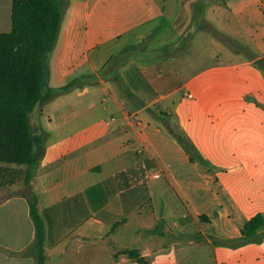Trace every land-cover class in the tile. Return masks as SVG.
<instances>
[{"label":"crops","instance_id":"1","mask_svg":"<svg viewBox=\"0 0 264 264\" xmlns=\"http://www.w3.org/2000/svg\"><path fill=\"white\" fill-rule=\"evenodd\" d=\"M56 2L30 184L16 176L27 167L0 164V264H39L34 197L44 264H142L123 253L134 249L143 264H264V228L240 244L244 225L264 217V0ZM202 12L233 42H214L211 62V34H189ZM11 14L0 0V34Z\"/></svg>","mask_w":264,"mask_h":264},{"label":"trees","instance_id":"2","mask_svg":"<svg viewBox=\"0 0 264 264\" xmlns=\"http://www.w3.org/2000/svg\"><path fill=\"white\" fill-rule=\"evenodd\" d=\"M202 3L195 4V14H200ZM62 19V8L56 0H12V29L0 34V164L27 167L25 185L30 184L29 169L38 159L32 114L47 98L49 60ZM258 63L264 70V59ZM74 86L75 82L52 91L64 94ZM181 143L186 151H194L190 144ZM37 203L36 197L30 201V216L36 228V254L39 264H44L45 225ZM263 228L264 217L259 214L244 225L240 244L256 241ZM123 253L145 263L138 250Z\"/></svg>","mask_w":264,"mask_h":264},{"label":"rangeland","instance_id":"3","mask_svg":"<svg viewBox=\"0 0 264 264\" xmlns=\"http://www.w3.org/2000/svg\"><path fill=\"white\" fill-rule=\"evenodd\" d=\"M210 1H212V0H210ZM204 13L205 12H202L201 13V19L199 20V22L197 21V24L199 25V26H197L196 27V29L194 30V32H191L190 31V33L189 34H191V33H194L193 35H195L196 33H198L199 31H201V30H205V31H207L208 33H210L211 34V36H212V39H211V45L209 46V48H207V49H209V58H207V60H209L210 62L211 61H215L216 60V57H215V55H217V56H220V54H219V50L216 48V44H214V42H219V43H221V41L222 42H224V43H228V44H232L233 45V42L232 41H230L229 39H227L226 37H223L222 35H220L212 26H210V25H208V23L206 22V20H205V17H204ZM209 22L210 23H213V20H209ZM192 37V36H191ZM216 40H214V39ZM159 39H160V37H156V36H153V43H152V45H151V47H153V46H155L156 44H157V42L159 41ZM131 48V47H130ZM125 49L126 48H123L118 54H117V56L118 55H120V58L117 60V64H120V63H122V61H124V59L125 60H128V59H130V58H132V57H136L137 55H138V52L137 51H140V52H144V51H146L147 49H148V47L143 43V44H141L140 46H138V47H134V49H131V50H129V51H125ZM129 49V48H128ZM115 58V57H114ZM113 59V58H112ZM117 64H115V65H117ZM47 88H46V94H48V88H49V84L47 83ZM80 90H83V87L80 89ZM54 105H56V107H58V105H59V101L58 100H54V101H51ZM50 102V103H51ZM44 109V108H43ZM44 116L43 117H41V116H39L38 117V124H39V126H38V129H39V135H42V132H40V128H41V126H43V125H45V121H44ZM3 165V169H6L7 167H11V166H14V165H7V164H2ZM20 167V166H19ZM23 168H26L25 166L23 167ZM18 171H17V173H16V176H17V179L19 180V182L21 183V185H23L24 186V183H25V169H17ZM12 174L14 175V169H12ZM180 264H184V262H183V260H180Z\"/></svg>","mask_w":264,"mask_h":264},{"label":"built area","instance_id":"4","mask_svg":"<svg viewBox=\"0 0 264 264\" xmlns=\"http://www.w3.org/2000/svg\"><path fill=\"white\" fill-rule=\"evenodd\" d=\"M158 176L156 175L154 178H157Z\"/></svg>","mask_w":264,"mask_h":264}]
</instances>
